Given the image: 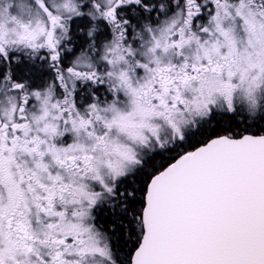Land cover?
<instances>
[{
	"label": "snow or ice",
	"instance_id": "1",
	"mask_svg": "<svg viewBox=\"0 0 264 264\" xmlns=\"http://www.w3.org/2000/svg\"><path fill=\"white\" fill-rule=\"evenodd\" d=\"M0 264H264V0H0Z\"/></svg>",
	"mask_w": 264,
	"mask_h": 264
}]
</instances>
